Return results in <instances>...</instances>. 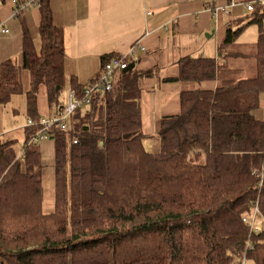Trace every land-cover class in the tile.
Wrapping results in <instances>:
<instances>
[{"label":"trees","instance_id":"1","mask_svg":"<svg viewBox=\"0 0 264 264\" xmlns=\"http://www.w3.org/2000/svg\"><path fill=\"white\" fill-rule=\"evenodd\" d=\"M39 9L40 47L20 15L22 64L0 61V106L25 92L28 119L41 117L40 92L56 114L68 83L83 99L118 56L103 55L85 83L67 78L65 30L49 0ZM249 25L256 41L239 43ZM219 53L183 56L177 74L164 78L193 86L180 91V111L160 120L157 148L145 146L137 61L78 107L67 130L53 126L52 209L32 129L21 156L15 140L0 142V264H236L243 255L264 264V227L251 233L243 221L256 204L264 219V119L254 115L264 94V7L226 26Z\"/></svg>","mask_w":264,"mask_h":264},{"label":"crops","instance_id":"2","mask_svg":"<svg viewBox=\"0 0 264 264\" xmlns=\"http://www.w3.org/2000/svg\"><path fill=\"white\" fill-rule=\"evenodd\" d=\"M49 1L53 10L54 22L65 30L67 41L66 75H69L68 78L74 75L79 82L85 83L100 71L101 57L103 55L125 53L140 38L148 49L146 53L140 56L137 63L141 62L148 55L150 47L159 52V56L163 54L161 49L165 50L168 48V54L165 53L167 56L162 59L167 62L173 61L171 70L175 71L172 74L165 73L163 78L177 74V62L183 56L218 57L219 54L216 55L217 53L206 54L205 52H201V50L198 55L189 54L190 47L188 48L186 45L184 51H182L181 43L185 44V42L180 40H190L198 32H208L213 28L214 23L218 27L222 26L226 29V26L234 19L244 16L242 14L244 6L232 5V3H240L247 0ZM219 7L226 8L228 13L222 11L218 17H215L212 11L214 8ZM13 9L14 4L12 0H0V20H6L10 29V32L7 34L0 33V61L7 59L16 61L21 57L22 24L19 18L11 17ZM23 17L30 29L36 47L39 48L41 43L38 33L40 9L33 8L25 12ZM32 30H35L34 33H32ZM215 33L216 31L212 35H208V37H213ZM219 46L220 43L218 42V52ZM185 50H187L186 53L188 54H185ZM171 52H175L173 53L174 57L171 56ZM208 52L211 53V50ZM162 70L167 71V65L162 66ZM208 84L211 87L216 85L215 83ZM263 99L264 94L262 95ZM165 105L162 106L164 108L163 113L160 116H154V124H157V127L164 116L177 114L180 111V101L179 105H175L170 109H166ZM56 108H53L51 115L55 114ZM259 119H264V111L259 112ZM144 124H146L145 119ZM144 126L143 130L147 134L145 146L149 149H154L149 140L150 133L153 130L150 131V129L144 128ZM39 147L42 156L52 155L49 167L53 172V141L41 142ZM22 152L21 150L16 153L21 156ZM48 207L52 209L53 205H49ZM256 220L258 229L263 228L264 219L258 216Z\"/></svg>","mask_w":264,"mask_h":264},{"label":"rangeland","instance_id":"3","mask_svg":"<svg viewBox=\"0 0 264 264\" xmlns=\"http://www.w3.org/2000/svg\"><path fill=\"white\" fill-rule=\"evenodd\" d=\"M248 1V0H247ZM243 15L249 13V11L243 7L242 8ZM32 25V24H31ZM33 26V25H32ZM34 29V28H33ZM225 27L217 26L214 23L213 28L208 32H198L195 36H192L190 40H180L184 41L185 44L181 43V49L184 51L185 45L188 46L189 54L198 55V53L205 52L206 54H216L220 56V53L217 51V43L220 44L224 41ZM35 30H32L34 33ZM216 31L215 35L212 37H208V35H212ZM258 37V28L256 25H249L240 34L237 41L239 43H254ZM198 41V42H197ZM200 44V45H198ZM148 49V48H147ZM211 50V53L208 51ZM173 51V49H172ZM163 53L161 56L158 55L159 52L153 50L151 47L149 48L148 55L144 57L141 62L137 63V70L141 74V81L143 85V95H142V118L144 119L146 124H144V128L153 130L150 133L149 140L152 144L153 148H157L159 144V136L157 131V124H154V116H160L164 108L162 107L164 104L166 109H170L173 106L179 105V91L181 89L191 88L193 83L187 82H165L163 76L165 73L172 74L175 70H171V66L173 65V61L167 62L164 57L168 54V48L161 49ZM187 50H185V54ZM171 56L173 53L171 52ZM20 65L22 64V53L21 57L16 60ZM167 65V71L162 70V66ZM67 78L69 75H66ZM29 76L28 72L23 73V80L25 85V91L30 88L29 85ZM210 86L209 84H206ZM157 87V88H156ZM159 87V88H158ZM160 89V90H159ZM68 101V86H66L63 90L60 91L59 96L57 98V103L61 106H64ZM54 106H50L49 99L45 92H40L38 95V112L41 115L49 116L53 113ZM264 111V99L262 100L261 107L259 111H255L254 115L259 118V112ZM32 113L29 110L28 99L26 97V93L23 92L21 94L14 95L11 100L0 106V142H5L7 140H15V150L19 152L22 150L24 146V141L26 138L25 127L27 126V119L30 117ZM156 118V117H155ZM49 155V154H48ZM52 159V155H44L43 161L45 165V170L43 171V186L45 189V208H49V205H53V182L54 176L51 168L49 167L50 161ZM243 264H257L256 261L251 257H246Z\"/></svg>","mask_w":264,"mask_h":264},{"label":"built area","instance_id":"4","mask_svg":"<svg viewBox=\"0 0 264 264\" xmlns=\"http://www.w3.org/2000/svg\"><path fill=\"white\" fill-rule=\"evenodd\" d=\"M14 4V9L11 17L18 18L25 12L33 9L40 8L42 0H12ZM232 5L244 6L249 12L254 10L255 7H264V0H248L240 3L233 2ZM224 11L228 13V10L224 7L214 8L213 15L215 17L219 16V13ZM10 29L7 25L6 20H0V33L7 34ZM147 52V47L142 42V39L136 40L128 49L127 52L118 54V56L112 57V59L107 62L100 73L99 78L93 80L85 87L86 96L80 99L75 90L70 88L68 91V101L61 107V110L54 114L53 116H41L38 119L29 118L27 120V127L32 129L31 141L33 142H43L51 139V128L53 126H58L61 130L65 131L68 129V119L73 114V112L81 107L83 104H90L93 100V95L98 93H104L112 89V78L114 74L123 69H127L132 62L139 60L140 56ZM74 143H77L74 140ZM263 178L264 174L261 173ZM258 205L256 204L253 208L251 215L245 216L243 221L249 226L251 233L257 232L259 229L257 227V217L260 216ZM249 247V244L247 248ZM246 259V255L240 259V262L236 264H243Z\"/></svg>","mask_w":264,"mask_h":264},{"label":"water","instance_id":"5","mask_svg":"<svg viewBox=\"0 0 264 264\" xmlns=\"http://www.w3.org/2000/svg\"><path fill=\"white\" fill-rule=\"evenodd\" d=\"M134 66H135V64H134V63H132V64L129 66V68H128V69H132Z\"/></svg>","mask_w":264,"mask_h":264}]
</instances>
